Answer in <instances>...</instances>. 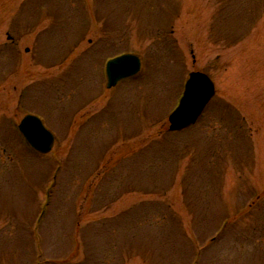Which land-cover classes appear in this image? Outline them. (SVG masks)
<instances>
[{
	"label": "rangeland",
	"instance_id": "1",
	"mask_svg": "<svg viewBox=\"0 0 264 264\" xmlns=\"http://www.w3.org/2000/svg\"><path fill=\"white\" fill-rule=\"evenodd\" d=\"M5 1L0 40L23 37L0 41V264H264V205L239 209L264 191V0ZM122 51L141 70L107 89ZM190 69L224 96L168 132ZM24 113L49 153L17 132Z\"/></svg>",
	"mask_w": 264,
	"mask_h": 264
},
{
	"label": "water",
	"instance_id": "2",
	"mask_svg": "<svg viewBox=\"0 0 264 264\" xmlns=\"http://www.w3.org/2000/svg\"><path fill=\"white\" fill-rule=\"evenodd\" d=\"M139 69V60L133 55H121L107 62V86L114 85L122 77L134 74ZM213 93L212 83L203 74L191 73L178 106L170 114V129H180L192 123L201 112L204 104ZM19 129L31 146L39 152H47L52 146V135L43 128L40 121L26 115Z\"/></svg>",
	"mask_w": 264,
	"mask_h": 264
}]
</instances>
